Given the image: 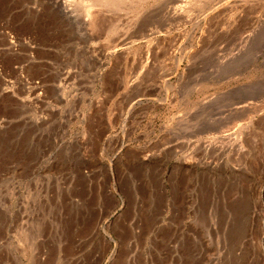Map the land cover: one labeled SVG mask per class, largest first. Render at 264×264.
<instances>
[{
  "label": "rangeland",
  "instance_id": "obj_1",
  "mask_svg": "<svg viewBox=\"0 0 264 264\" xmlns=\"http://www.w3.org/2000/svg\"><path fill=\"white\" fill-rule=\"evenodd\" d=\"M63 1L0 0V264H264V0Z\"/></svg>",
  "mask_w": 264,
  "mask_h": 264
},
{
  "label": "crops",
  "instance_id": "obj_2",
  "mask_svg": "<svg viewBox=\"0 0 264 264\" xmlns=\"http://www.w3.org/2000/svg\"><path fill=\"white\" fill-rule=\"evenodd\" d=\"M89 146H86L80 143L79 147L85 148L86 149H96V142H89L87 143ZM86 156V153L84 154ZM97 161V159H96ZM86 162V157H82L80 159V164H85ZM143 174L140 173H135L133 174L132 179H122L119 181V177L116 171V176L112 177L110 180V187L107 185H103L98 183L97 181H93L89 178H85L82 181L79 182L77 186L74 187L75 191L80 195L81 197L84 198L83 195L85 196H91L95 194V191L99 194L100 197H105L107 200L110 201L111 205L113 207H117L119 205L120 199L123 198V203H127V194L128 192L132 193L133 198H134V204L137 206L140 204L142 208V203H143V196H142V191L145 188H148L149 191V196L152 195V193L156 192H161V187L160 185L155 181L153 184L152 181H149L142 177ZM100 186V187H98ZM69 190L73 189L72 185H69ZM83 195H82V194ZM85 193V194H84ZM125 193V194H124ZM155 200V199H154ZM153 199H150V202H155ZM137 209L135 212V220L138 222L136 228L134 229L135 237L141 238L144 237L146 239H151L152 236H157V231L159 230L158 228V221L163 217V213H158L157 211L151 212L150 214L144 213L143 209ZM73 216V219L69 222L68 229L73 231V238H74V245L80 240H77V237H84L83 232L86 231V222L88 221L87 217L82 216L79 214V216H76L75 213L71 214ZM67 217V216H66ZM67 218L70 219L68 216ZM100 221V218H95L93 222ZM148 224V225H146ZM94 225L90 229V232L93 231ZM66 231V227L64 229ZM81 232V233H80ZM131 259V258H129ZM73 261H82L81 256H74L71 258Z\"/></svg>",
  "mask_w": 264,
  "mask_h": 264
},
{
  "label": "bare ground",
  "instance_id": "obj_3",
  "mask_svg": "<svg viewBox=\"0 0 264 264\" xmlns=\"http://www.w3.org/2000/svg\"><path fill=\"white\" fill-rule=\"evenodd\" d=\"M61 4H63L62 6L64 7V9H65L66 11L71 10L72 8L74 9V7H73L74 5L72 4V0H64L63 3H61ZM59 5H60V4H58V6H59ZM58 6H57V7H58ZM62 6H61V7H62ZM73 9H72V10H73ZM91 13H92V12H91ZM91 13H90V14H91ZM86 16H87V15H86ZM86 18L89 19L88 16H87Z\"/></svg>",
  "mask_w": 264,
  "mask_h": 264
}]
</instances>
